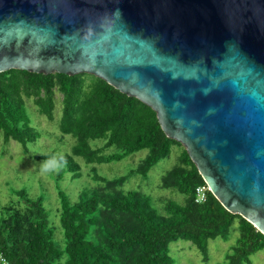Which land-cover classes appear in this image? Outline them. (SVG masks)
Returning <instances> with one entry per match:
<instances>
[{
	"label": "water",
	"instance_id": "water-1",
	"mask_svg": "<svg viewBox=\"0 0 264 264\" xmlns=\"http://www.w3.org/2000/svg\"><path fill=\"white\" fill-rule=\"evenodd\" d=\"M88 73L156 111L264 234V0H0V72Z\"/></svg>",
	"mask_w": 264,
	"mask_h": 264
},
{
	"label": "trees",
	"instance_id": "trees-1",
	"mask_svg": "<svg viewBox=\"0 0 264 264\" xmlns=\"http://www.w3.org/2000/svg\"><path fill=\"white\" fill-rule=\"evenodd\" d=\"M56 92L61 94L59 130L76 142L70 153L35 156L66 158V168L51 177L56 183L67 172L72 181L81 175L75 156L94 164L117 161L144 148L148 154L118 177L106 178L90 170L94 182L87 181L74 202L56 186L63 246L54 241L44 197L17 190L23 206H0V256L9 264H173L169 244L179 238L192 242L206 260L208 240L227 238L235 220L238 237L221 264H251L250 256L264 249V234L241 215L227 210L210 190H206L204 201H196V187L206 183L182 144L165 134L156 111L97 76L23 69L0 72V133L4 142L17 141L27 150V144L41 134L31 124L26 100L52 121ZM94 139H103V145L92 146ZM175 144L182 147L178 162L162 176L160 186L183 194V202L163 197L161 212L151 195L121 188L135 174L145 177ZM112 145L118 150L106 153Z\"/></svg>",
	"mask_w": 264,
	"mask_h": 264
},
{
	"label": "rangeland",
	"instance_id": "rangeland-1",
	"mask_svg": "<svg viewBox=\"0 0 264 264\" xmlns=\"http://www.w3.org/2000/svg\"><path fill=\"white\" fill-rule=\"evenodd\" d=\"M55 117L52 121L41 115L31 101L26 100V108L31 124L36 127L41 136L32 143L27 144V150L17 141L4 142L0 133V206L22 201L16 191L25 189L29 196L44 197V206L48 212L50 223L53 228V237L57 245H64L63 231L59 222L60 200L56 186H60L68 195L71 202L78 199L80 192L87 186V181L93 183L91 171L97 172L106 178H114L125 174L148 154V149H140L130 153L117 161L88 164L80 156H75L81 167V175L73 181L69 179L70 173H65L59 182H55L53 175H42L40 165L44 159H36V155L54 152L70 153L75 144V138L70 134L62 135L58 121L61 115V94L56 92ZM63 136V137H61ZM61 138V139H60ZM92 146H101L103 139H94ZM182 147H184L182 145ZM181 146L173 145L170 154L154 164L148 174L143 177L135 174L128 178L121 186L123 190L139 189L151 195L154 206L159 211H164L161 198H172L178 202L184 201V195L174 188L160 186L161 178L171 167L178 162ZM118 149L112 145L105 149L106 153L116 152ZM52 177V178H51ZM24 204L22 203V206ZM238 237L237 220L234 221L227 238L217 236L209 239L207 243V255L205 260L202 252L190 241L179 238L169 244V255L173 258V264H221L226 260V255L236 243ZM251 264H264V249L250 256Z\"/></svg>",
	"mask_w": 264,
	"mask_h": 264
},
{
	"label": "clouds",
	"instance_id": "clouds-1",
	"mask_svg": "<svg viewBox=\"0 0 264 264\" xmlns=\"http://www.w3.org/2000/svg\"><path fill=\"white\" fill-rule=\"evenodd\" d=\"M67 166V160L63 155H52L40 165L42 175L59 174Z\"/></svg>",
	"mask_w": 264,
	"mask_h": 264
},
{
	"label": "built area",
	"instance_id": "built-area-1",
	"mask_svg": "<svg viewBox=\"0 0 264 264\" xmlns=\"http://www.w3.org/2000/svg\"><path fill=\"white\" fill-rule=\"evenodd\" d=\"M208 189L207 186L201 185L196 187V201L201 202L205 199V192ZM0 264H9L2 256H0Z\"/></svg>",
	"mask_w": 264,
	"mask_h": 264
}]
</instances>
